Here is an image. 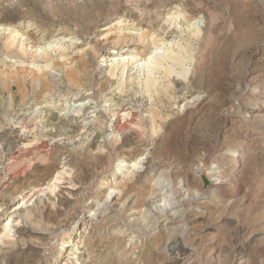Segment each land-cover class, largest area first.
I'll use <instances>...</instances> for the list:
<instances>
[{"label":"rangeland","instance_id":"rangeland-1","mask_svg":"<svg viewBox=\"0 0 264 264\" xmlns=\"http://www.w3.org/2000/svg\"><path fill=\"white\" fill-rule=\"evenodd\" d=\"M0 236V264H264V0H0Z\"/></svg>","mask_w":264,"mask_h":264},{"label":"bare ground","instance_id":"bare-ground-1","mask_svg":"<svg viewBox=\"0 0 264 264\" xmlns=\"http://www.w3.org/2000/svg\"><path fill=\"white\" fill-rule=\"evenodd\" d=\"M169 12H170V11H169ZM173 19H174V18H173ZM166 20H167V19H166ZM169 21H170V20H169ZM170 24H171V23H170ZM170 24H169V25H170ZM172 26H173V25H172ZM175 26H176V24H175ZM168 28L170 29V28H171V25H170V27L168 26ZM168 28H167V29H168ZM172 28H173V27H172ZM164 30H166V28H165ZM175 30H176V29H175ZM163 32H164V31H163ZM168 32H169V31H168ZM179 32H180V31H179ZM165 33H166V32H165ZM180 35H181V34H180ZM170 36H172V35H170ZM162 38H163V37H162ZM164 38H166V37H164ZM164 38H163V40H164ZM168 38H169V37H168ZM160 39H161V38H160ZM161 43H162V42H161ZM156 44H157V43H156ZM164 44H165V43H164ZM159 45H160V44H159ZM157 46H158V45H157ZM163 46H164V45H163ZM45 50H46V49H45ZM152 50H153V49H152ZM46 52H47V51H46ZM155 52H156V51H155ZM50 54H51V53H50ZM41 55H42V53H41ZM45 55H46V54H45ZM48 55H49V54H48ZM38 56H39V55H38ZM39 57H40V56H39ZM40 59H41V58H40ZM43 60H44V59H43ZM130 60H131V59H130ZM130 60H129V61H130ZM38 61H39V60H38ZM57 61H58V60H57ZM123 61L126 63V62L128 61V59H127V61H125V60H123ZM22 62H23V61H22ZM121 62H122V61H121ZM121 62H119V63H121ZM124 62H123V63H124ZM130 62H131V61H130ZM21 64H22V63H21ZM34 65H35V64H34ZM158 66H159V65H158ZM49 98H50V97H49ZM193 100H195V99H193ZM194 102H195V101H194ZM97 111H98V110H97ZM77 114H78V113H77ZM135 115H136V114H135ZM132 119H133V118H132ZM82 122H83V121H82ZM28 123H29V122H27V124H28ZM84 125H85V124H84ZM86 125H87V124H86ZM36 127H37V126H36ZM112 128H113V130H116V132L119 131V132H122V134L124 133L123 131H124L125 126L119 124L118 116H117L116 119H114L113 124H112ZM24 130H27V131H28V129H25V127H24ZM81 133H82V132H81ZM86 134H87V133H86ZM113 134H114V133H113ZM91 137H92V136H91ZM60 139H61V138H60ZM60 139H59V140H60ZM53 140H54V139H53ZM59 140H58V141H59ZM47 142H48V141H47ZM55 142H56V141H55ZM69 143H70V142H69ZM44 145H45V144H44ZM219 147H220V146H219ZM17 150H18V149H17ZM24 153H25V152H24ZM21 154H22V153H21ZM18 155H19V154H18ZM18 155H17V156H18ZM237 158H238V157H237ZM12 159H13V158H12ZM12 159H11V160H12ZM240 159H241V158H238V159L236 160L237 164L240 163V161H241ZM14 160H15V159H14ZM23 160H24V158H23ZM23 160H22V161H23ZM9 162H10V161H9ZM15 162H16V161H15ZM12 163H13V162H12ZM8 164H9L8 166H11V163H8ZM6 166H7V165H6ZM236 166H237V165H236ZM20 173H21V172H20ZM211 175L213 176L212 172H211ZM211 175H210V176H211ZM213 177H215V179H218L220 176H219V175H214ZM223 178H224V177H223ZM52 179H53V178H52ZM209 180H210V179H209ZM213 180H214V179H213ZM50 181H51V180H50ZM210 181H211V180H210ZM226 181H227V180H226ZM226 181H224V182H226ZM229 181H230V184H232V186H233V183H234V181H235V178L233 177V178H231ZM51 182H52V181H51ZM206 182H209V181H206ZM209 183H210V182H209ZM227 183H228V181H227ZM51 184H52V183H51ZM53 184H54V182H53ZM55 184H57V183H55ZM211 184H212V183H211ZM49 185H50V183H49ZM49 185H48V186H49ZM52 186H53V185H52ZM211 187H213V186L211 185ZM47 189H48V188H47ZM44 190H45V189H44ZM226 190H228V189H226ZM37 195H38V194H37ZM110 196H111V195H110ZM108 197H109V196H108ZM32 198H33V196H32ZM32 198H31V200H32ZM28 200H29V199H28ZM32 201H33V200H32ZM27 202H28V201H26V203H27ZM26 203H25V204H26ZM19 206H20V205H19ZM21 206H22V205H21ZM23 208H24V203H23ZM11 217H12V216H11ZM18 221H19V220H18ZM11 223L13 224L14 221H9V222H8L9 225H8V224L6 225L7 228H8V230L6 229V231H4L5 234H6L7 231H8L7 233L10 234L9 232H10L11 230H13L12 227H14V226H13ZM15 224H17V223H15ZM17 225H18V224H17ZM8 226H10V228H9ZM183 231H184V230H183ZM4 232H3V233H4ZM12 232H13V231H12ZM3 233H2L1 236H3ZM5 234H4V235H5ZM11 234H12V233H11ZM11 234H10V235H11ZM6 235H7V234H6ZM1 236H0V237H1ZM7 236H8V235H7ZM177 246H179V245H177ZM179 247H180V246H179ZM172 248H173V247H172ZM171 250H172V249H171ZM195 251H196V250H195ZM219 254H220V253H219ZM197 255H198V254H197ZM233 256H234V255H233Z\"/></svg>","mask_w":264,"mask_h":264}]
</instances>
